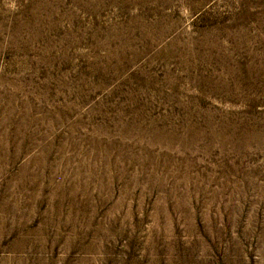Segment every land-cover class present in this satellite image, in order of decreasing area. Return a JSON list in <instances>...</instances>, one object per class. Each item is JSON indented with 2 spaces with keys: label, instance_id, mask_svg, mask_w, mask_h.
Here are the masks:
<instances>
[{
  "label": "rangeland",
  "instance_id": "374dc122",
  "mask_svg": "<svg viewBox=\"0 0 264 264\" xmlns=\"http://www.w3.org/2000/svg\"><path fill=\"white\" fill-rule=\"evenodd\" d=\"M0 264H264V0H0Z\"/></svg>",
  "mask_w": 264,
  "mask_h": 264
}]
</instances>
